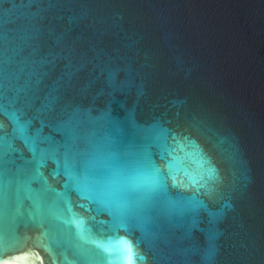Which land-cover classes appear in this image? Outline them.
<instances>
[{"label":"water","instance_id":"obj_1","mask_svg":"<svg viewBox=\"0 0 264 264\" xmlns=\"http://www.w3.org/2000/svg\"><path fill=\"white\" fill-rule=\"evenodd\" d=\"M120 239L264 264V0H0V263Z\"/></svg>","mask_w":264,"mask_h":264},{"label":"snow or ice","instance_id":"obj_2","mask_svg":"<svg viewBox=\"0 0 264 264\" xmlns=\"http://www.w3.org/2000/svg\"><path fill=\"white\" fill-rule=\"evenodd\" d=\"M98 246L109 254L112 264H136L138 259H142L138 256L133 244L125 239L116 242H99Z\"/></svg>","mask_w":264,"mask_h":264},{"label":"bare ground","instance_id":"obj_3","mask_svg":"<svg viewBox=\"0 0 264 264\" xmlns=\"http://www.w3.org/2000/svg\"><path fill=\"white\" fill-rule=\"evenodd\" d=\"M0 264H23V263L17 261H10V262H1Z\"/></svg>","mask_w":264,"mask_h":264}]
</instances>
